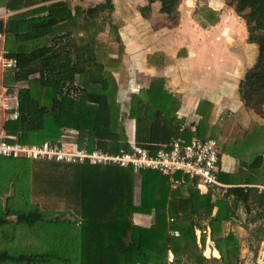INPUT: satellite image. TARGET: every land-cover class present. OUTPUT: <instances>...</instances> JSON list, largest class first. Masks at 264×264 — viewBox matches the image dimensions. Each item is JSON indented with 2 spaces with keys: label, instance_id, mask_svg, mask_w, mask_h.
<instances>
[{
  "label": "trees",
  "instance_id": "1",
  "mask_svg": "<svg viewBox=\"0 0 264 264\" xmlns=\"http://www.w3.org/2000/svg\"><path fill=\"white\" fill-rule=\"evenodd\" d=\"M225 1L243 20L247 42L257 47L238 96L263 117L264 0ZM147 2L138 9L143 18L158 2L166 27L178 24L181 0ZM0 5L15 12L0 20V34L15 42L5 55L17 61V69H5L2 77L19 113L3 124L6 134L26 145L65 143L111 154L130 150V141L152 150L179 136L191 139L180 131V103L163 89L161 78L131 93L121 110L114 73L124 47L111 0L86 6L71 0H0ZM195 19L210 29L218 13L202 9ZM207 119L202 113L194 134L202 140ZM126 120L134 124L132 139ZM215 139L219 155L240 165L232 174L218 171V181L243 185L225 188L222 196L187 189L186 183L172 189L167 177L151 170L0 157V264H241L244 238L231 226L241 208L256 224L264 222V190L256 187L264 185V125L250 122L239 138ZM136 214L150 216L149 226L135 224ZM206 233L217 259L204 256Z\"/></svg>",
  "mask_w": 264,
  "mask_h": 264
},
{
  "label": "crops",
  "instance_id": "2",
  "mask_svg": "<svg viewBox=\"0 0 264 264\" xmlns=\"http://www.w3.org/2000/svg\"><path fill=\"white\" fill-rule=\"evenodd\" d=\"M111 3L120 21L118 32L124 47L122 65L114 73L118 86L116 101L122 111L125 110L131 93H137L149 80L161 78L163 89L180 103L176 115L183 120L184 135L189 138L202 140L194 136L202 113L208 114V128H205L203 140L215 141L216 136L224 141L234 140L242 136L243 128L250 122L264 125L259 116L244 107L237 92L239 81L255 62L257 47L247 42L243 20L225 0H181L178 6V24L172 28L166 27L164 17L159 13L158 2L151 4L148 19L143 18L138 11L148 4L147 0H111ZM202 9L218 13V20L210 29H203L195 19V12ZM14 13L0 5V20L6 21ZM14 50L13 36L0 34V61L3 54ZM3 72L0 67V97L5 96L7 105L11 106L10 100L15 97L5 92ZM200 102H205L199 108L201 114L196 112ZM4 115L5 112L0 107V130H3L5 123ZM125 124L127 135L132 139L133 121L126 120ZM245 156L248 159L249 154L246 153ZM239 167L234 158L220 154V172L232 174ZM228 187L238 188L243 185H225V188ZM256 187L264 190V185ZM186 188L194 189L190 184ZM225 188L222 191L218 189V195H224ZM228 200L232 198L228 197ZM237 214L238 218L233 220L231 230L244 238L240 250L241 260L242 246L248 242L256 221H252V216L247 217L242 208ZM150 221V216H133V222L140 226L148 227ZM225 225L230 228L229 224ZM205 235L210 246H205L204 256L217 259L218 254L209 241L208 233ZM199 236L200 232L197 231V240ZM248 244V253L244 257L252 256L250 264H264V249L255 251L249 249L251 243ZM171 259L169 254L168 260Z\"/></svg>",
  "mask_w": 264,
  "mask_h": 264
},
{
  "label": "built area",
  "instance_id": "3",
  "mask_svg": "<svg viewBox=\"0 0 264 264\" xmlns=\"http://www.w3.org/2000/svg\"><path fill=\"white\" fill-rule=\"evenodd\" d=\"M5 54L1 58L2 68L17 69L16 59ZM6 101L7 98L0 97V107L5 112L4 121L17 120L19 116L17 105H7ZM183 130L182 126L180 131ZM129 145L130 150L121 149L116 154L100 150L87 152L65 143L60 146H50L47 143L26 145L19 143L15 136L0 130V157L114 165L131 167L134 171L151 170L167 177L172 189L186 183L201 193L225 188L217 179L220 155L218 146L212 139L191 138L187 141L179 136L172 138L167 144L154 146L152 150L137 146L133 141H130Z\"/></svg>",
  "mask_w": 264,
  "mask_h": 264
},
{
  "label": "rangeland",
  "instance_id": "4",
  "mask_svg": "<svg viewBox=\"0 0 264 264\" xmlns=\"http://www.w3.org/2000/svg\"><path fill=\"white\" fill-rule=\"evenodd\" d=\"M74 4H78L79 2H81V4H83L84 6H86V5H92V4H94V3H96V2H98L99 0H85L84 2H83V0L81 1V0H71ZM86 2V3H85ZM227 3V2H226ZM228 4V3H227ZM103 17H105L106 16V13L105 12H103L102 14H101ZM99 38H100V40L103 42H107V35L106 34H100L99 35ZM110 45H112V44H110ZM115 46H116V44H115ZM0 67L2 68V66H1V61H0ZM3 69V68H2ZM3 70H5V69H3ZM5 97V96H4ZM258 116V115H257ZM260 117V121L261 122H264V116L262 117V116H259ZM263 120V121H262ZM238 189H242V188H238ZM216 192H219V191H217V190H215ZM242 216V215H241ZM243 217V216H242ZM138 221V220H137ZM241 224L243 225V223L241 222ZM225 229H227L228 228V225H225V227H224ZM254 228H259L258 230H256V229H254ZM261 230L263 231L262 233H261ZM249 234V233H248ZM261 236H263V238H261ZM200 237V236H199ZM258 238H261V239H258ZM247 243L246 244H244V247L242 246V252H243V254H242V256H243V258L241 259V263L242 264H250V260L252 259V256L251 255H249V256H247V257H244V256H246L247 255V253H248V251H246L247 249H248V246H249V244L248 243H251V247H249V249H252V250H255V251H258L260 248H262V249H264V222H259V224H254L253 226H252V230H251V233L249 234V237H248V239H247ZM248 244V245H247ZM210 246L209 245V243L208 242H206L205 241V246ZM257 253V252H256ZM207 255H209V256H211L210 254H208L207 253ZM263 255H264V252H263ZM254 256V258H256V256L255 255H253ZM263 259H264V256H263ZM255 260V259H254ZM252 261V260H251ZM211 264H217V263H215V262H211Z\"/></svg>",
  "mask_w": 264,
  "mask_h": 264
}]
</instances>
